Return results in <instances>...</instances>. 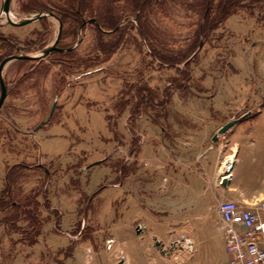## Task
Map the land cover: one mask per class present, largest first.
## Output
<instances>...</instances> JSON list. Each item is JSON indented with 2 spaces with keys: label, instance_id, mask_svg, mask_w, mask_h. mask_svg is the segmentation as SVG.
I'll use <instances>...</instances> for the list:
<instances>
[{
  "label": "rangeland",
  "instance_id": "obj_1",
  "mask_svg": "<svg viewBox=\"0 0 264 264\" xmlns=\"http://www.w3.org/2000/svg\"><path fill=\"white\" fill-rule=\"evenodd\" d=\"M135 1L94 0L82 18L72 0H11L6 11L0 0L1 62L43 56L59 36L64 49L3 70L0 194L7 168L27 165L16 172L10 199H35L27 210L40 227L35 237L28 217L9 224L16 211L0 213V264H83L71 256L86 250L105 262L107 250L143 252L170 232L193 246L196 239L197 253L225 245L214 188L192 179L212 169L185 161L190 142L195 160L197 146L217 147L212 120L263 108L264 0L246 4L208 37H198L205 0H154L144 12ZM108 13L119 32L104 24ZM101 43L115 49L108 55ZM196 43L185 62L156 57ZM141 85L152 100L139 99ZM27 234L37 242H26Z\"/></svg>",
  "mask_w": 264,
  "mask_h": 264
},
{
  "label": "crops",
  "instance_id": "obj_2",
  "mask_svg": "<svg viewBox=\"0 0 264 264\" xmlns=\"http://www.w3.org/2000/svg\"><path fill=\"white\" fill-rule=\"evenodd\" d=\"M248 113L249 115H246ZM246 114L242 115L240 119L233 116L226 120L227 122L231 120L239 121L229 131L219 136L217 147L212 146L207 150L202 147L203 145L200 146L201 149L197 146L199 148L197 160L193 158L194 155L190 156V149L195 146L194 142L188 143L187 157L189 158L185 161V164L190 167L192 163H198L202 166L205 165V169H212L211 174L208 176L194 172L192 179L194 181H204L209 188H214L217 203L216 210L219 209L221 202L227 200H232L242 206H250L254 202L264 200V105L262 109L248 111ZM226 121H221V119L212 120L211 128H217V132L219 128L227 123ZM256 123H261V125L256 128L253 125ZM216 132H214V135ZM201 138L205 141L204 135ZM191 139L193 138L191 137ZM203 140L198 139L199 143L197 144H200ZM192 153L194 154V152ZM206 154L208 156L211 154L213 165L210 166L207 161L205 162V159H209L205 156ZM232 157V169L229 172L228 180L225 179L223 184L219 185V181L224 175L221 172L223 165ZM142 232L143 226L139 225L137 234L140 235ZM170 233L168 241L165 242L155 236L148 244L147 250L143 252L136 249L135 246H132L128 253L120 247L117 250H107L108 258L105 262L101 261V255L96 250H86L85 254L78 256H74V254L71 258L81 257L83 264H228L225 245L221 243L219 251L210 250L204 253H197L198 241L196 239H194L192 250L182 249L179 245L177 246L179 249L176 250L161 249L160 251V245L169 248L178 241L185 243L189 240L186 238L182 240L183 237L175 236L173 232Z\"/></svg>",
  "mask_w": 264,
  "mask_h": 264
},
{
  "label": "trees",
  "instance_id": "obj_3",
  "mask_svg": "<svg viewBox=\"0 0 264 264\" xmlns=\"http://www.w3.org/2000/svg\"><path fill=\"white\" fill-rule=\"evenodd\" d=\"M94 0H72V4L77 8L76 10L78 11L77 13L81 14L82 18L84 17L88 11L91 10V5ZM154 0H137L134 2L136 9L142 10L143 12L146 11V9L151 6ZM256 0H205L203 5V11H202V24L199 26V31H198V37L200 34H203L204 36L208 37L210 33L218 30L220 26L226 22L232 15H234L239 9L244 8L246 4H253L255 3ZM142 13L139 14L137 19L140 21L142 18ZM104 17V24L109 27L110 30H115L116 32H119L118 27V19H114V17L111 15V13L106 14ZM90 18V17H88ZM93 19V18H92ZM115 20V21H114ZM81 23V22H80ZM145 22L142 21V27L144 33L147 35V38H150V32L145 26ZM104 26V25H103ZM199 41V40H198ZM197 41V42H198ZM101 50H103L106 54L109 55V53H112L110 50H112L115 47V44L113 45H104L101 43ZM200 43H198L199 46ZM114 46V47H113ZM197 48V43L196 46L194 45L192 48L190 47L188 50L182 52L181 54H173L168 57H164L160 54H157L156 57H160L164 63L167 64H176L181 62H185L188 60L191 55L194 54L195 48ZM115 49V48H114ZM2 59V53H0V63ZM26 61V60H23ZM28 61V60H27ZM189 63V62H188ZM189 76H187L188 79ZM138 96L139 99L144 100L147 98V101L152 100L154 94L153 91L147 86H142L138 88ZM29 167L24 164H19V165H13L9 166L7 168L6 172V185L5 189L2 191L0 194V213L8 211L10 209H14L16 211V219L11 220V221H6V223H17L18 221L23 220V217H28L27 221H30L31 223V233H35V237L39 234V227L40 223L39 220L35 217L32 216L31 212H28L29 207L37 204L35 199L32 201L28 197L25 198L24 203H20L18 201L11 200L10 198L13 195V190H14V185H15V179H16V172L19 170L20 173L23 170H28ZM24 209V210H23ZM1 221V220H0ZM38 232V234H37ZM29 234L25 235L27 238H25L26 242L29 244H35L37 242V238L29 237Z\"/></svg>",
  "mask_w": 264,
  "mask_h": 264
},
{
  "label": "built area",
  "instance_id": "obj_4",
  "mask_svg": "<svg viewBox=\"0 0 264 264\" xmlns=\"http://www.w3.org/2000/svg\"><path fill=\"white\" fill-rule=\"evenodd\" d=\"M228 177L229 172L219 184ZM218 210L228 264H264V200L250 206L227 200L221 202Z\"/></svg>",
  "mask_w": 264,
  "mask_h": 264
},
{
  "label": "water",
  "instance_id": "obj_5",
  "mask_svg": "<svg viewBox=\"0 0 264 264\" xmlns=\"http://www.w3.org/2000/svg\"><path fill=\"white\" fill-rule=\"evenodd\" d=\"M4 1L5 2L3 5V10L6 11L10 7L11 0H4ZM95 21H96V19L93 18V19H90L88 21V23H95ZM61 32H62V25L60 27L59 35H61ZM59 38H60V36H59ZM59 38H57L53 47L47 48V50L44 52L43 56L48 55L53 51H64V49H60L57 47V43L59 41ZM43 56L36 57V56H25V55H12V56L6 57L4 60H2V62L0 63V88H1V90H0V110L3 107V105L5 103V99H7V96H8V87H7L6 83L4 82V79L2 76L3 70H4L5 66L7 65V63L10 61H14V60H28L29 61L32 59L41 58ZM246 115H249V113ZM238 121L239 120H231V121L227 122L224 126L219 128L217 133L213 136V141L214 142L218 141L219 136H221L224 133H226L227 131H229L230 128H232L235 124H237ZM139 231H140V229H139ZM173 247H175V244L173 245Z\"/></svg>",
  "mask_w": 264,
  "mask_h": 264
},
{
  "label": "bare ground",
  "instance_id": "obj_6",
  "mask_svg": "<svg viewBox=\"0 0 264 264\" xmlns=\"http://www.w3.org/2000/svg\"><path fill=\"white\" fill-rule=\"evenodd\" d=\"M232 163H233V157L230 158V159L226 162L225 165H223V169L221 170V172H222L223 174H226V173L230 172L231 169H232ZM188 241H189V244H187V243L185 242V243L180 244L179 247L182 248V249H189V250H192V249H193V243H192L190 240H188Z\"/></svg>",
  "mask_w": 264,
  "mask_h": 264
}]
</instances>
